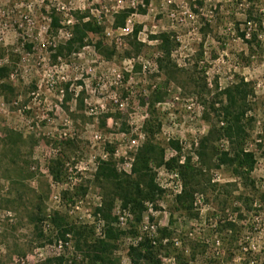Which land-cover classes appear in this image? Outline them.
I'll use <instances>...</instances> for the list:
<instances>
[{
	"label": "rangeland",
	"instance_id": "1",
	"mask_svg": "<svg viewBox=\"0 0 264 264\" xmlns=\"http://www.w3.org/2000/svg\"><path fill=\"white\" fill-rule=\"evenodd\" d=\"M260 5L261 28L247 26V32L257 33L260 46L253 45L255 56L250 58L251 51L238 37L246 28L244 0H0V66H10L9 81L18 92L12 102L0 93V138L9 130L27 138L16 157L0 142V264H43L56 258H63V264H87L71 237L66 242L56 238L48 223L42 230L50 241L39 239L31 220L33 208L40 203L47 214L58 211L102 238L105 223L95 213L102 197L93 182L97 162L106 159L109 145L117 167L129 173L133 155L144 141L142 126L156 89L165 94L154 110L161 125L156 140L166 148V162L176 156L167 147L169 141H179L183 155L190 154L191 143L208 131L202 101L189 89L168 82L158 68L157 43L150 38L164 32L178 43L165 66L187 68L200 58L209 98L227 88L243 91L247 116L253 119L246 149L255 155L252 178L258 193L250 211L236 202L234 210L222 214L236 226L237 241L231 245L230 233L215 232L221 214L214 201L204 203L197 197V219L172 215L180 183L162 167L156 173L165 195L157 211L149 206L140 232L158 237L159 230L167 228L173 246L183 249L186 258L190 256L186 242L207 246L203 256L187 264H210V259L215 264H264V203L259 199L264 193V0ZM126 9L134 12L126 29H114V15ZM79 12L89 13L105 28L104 34L89 35V46L54 61L52 54L70 38L69 26ZM52 16L59 19L58 30L51 27ZM135 26L140 28L137 42L143 47L126 57ZM99 40L115 47L113 57L97 53L94 44ZM59 157L64 167L62 178L55 180L49 165ZM212 178L220 184L237 182L236 189L226 188V195L251 196L223 169ZM64 193L78 196L70 202ZM113 214L117 227L127 230L132 217L118 202ZM131 243L128 237L121 239L112 264H132L127 257ZM160 259L161 264H178L172 253Z\"/></svg>",
	"mask_w": 264,
	"mask_h": 264
},
{
	"label": "trees",
	"instance_id": "2",
	"mask_svg": "<svg viewBox=\"0 0 264 264\" xmlns=\"http://www.w3.org/2000/svg\"><path fill=\"white\" fill-rule=\"evenodd\" d=\"M247 9L244 12L246 28L238 32V37L245 43L253 54V45L260 47L257 41V33L247 32L248 25L260 29L262 25V15L260 14V0H244ZM147 3V1H146ZM133 10L126 9L114 15V29H124L128 18L133 14ZM74 24L69 26L70 38L56 48L52 59L57 61L65 58L90 45L89 35L101 36L105 28L91 18L89 13H76ZM51 27L53 30L60 28L59 19L51 17ZM239 31V30H238ZM140 28L135 26L130 37L131 51H126V57H131L132 53H138L143 44L137 42ZM152 41L157 43V51L160 57L157 59L159 70L167 76V81L173 82L182 90L189 89L206 108L204 119L209 124L208 131L196 142L191 143V153L183 155V147L179 141H169L167 147L176 154L170 162L165 161L166 148L156 140L160 132L161 125L155 117V105L164 100L165 94L161 88L156 89L150 96L149 117L142 126L144 141L133 155L129 173L117 167L113 149L108 145L106 148V159H99L93 175L94 184L101 190V204L95 213L105 223L103 237L96 238L94 230L90 227L76 225L58 211L47 214L42 209L40 203L35 204L31 217L32 223L37 230L39 239L50 241L46 238L42 226L48 223L56 233V238L67 241L68 237L74 241L75 249L82 255L87 264H112L114 254L118 249V244L124 237L132 240L128 246L127 257L132 264H161L160 255H175L178 264H187L194 260L195 256H203L207 251V246L198 242H186L190 249V256L186 258L184 250H178L171 242L172 235L167 228L159 230L158 237L150 236L149 233L140 232V225L144 221L145 214L150 208L158 210L159 201L165 195V191L157 181L156 169L164 167L168 173L173 174L180 183V189L174 196L173 211L186 215L191 219L198 218L196 210L197 197H202L204 203L214 201L219 220L216 222L215 232H228L229 243H235L237 237L236 226L228 218H222L227 209L234 210V203H240L246 211H250L257 196L256 182L252 178L255 155L246 149L250 134L248 127L252 123V117H248V108L241 91L237 87L227 88L215 93L211 98L206 71L199 66L200 58H197L187 68L170 69L165 64L169 61L172 52L177 48L178 43L172 39L169 33H160L151 36ZM98 54L104 58L113 57L116 53L115 47L108 48L102 40L94 44ZM11 69L8 65L0 66V93L6 101L12 102L18 95L16 87L10 83ZM216 85V90H217ZM110 116H105V119ZM105 127V121L102 122ZM2 148L13 157L18 156L21 147L27 142V138L13 130H9L4 137L0 138ZM34 142L31 143L33 145ZM70 146V142H66ZM60 156H64L61 154ZM64 163L59 157L50 162L49 171L55 180L62 178ZM225 170L231 178L240 181L243 190H249L250 195L242 194L233 197L232 193L225 194L227 187H238L237 182L220 184L213 180V173ZM29 179L32 176H27ZM9 179V178H6ZM84 189L82 192H85ZM69 195V196H68ZM78 196L77 193H64V199L71 202L72 198ZM225 196V197H224ZM260 201L264 203V193L260 195ZM120 204L122 211H127L132 217V223L127 230L117 227L118 219L113 211L116 203ZM169 223L173 225V218ZM217 216V215H216ZM185 246V245H184ZM63 264V258L50 259L43 264ZM210 264H215V260L210 259Z\"/></svg>",
	"mask_w": 264,
	"mask_h": 264
},
{
	"label": "built area",
	"instance_id": "3",
	"mask_svg": "<svg viewBox=\"0 0 264 264\" xmlns=\"http://www.w3.org/2000/svg\"><path fill=\"white\" fill-rule=\"evenodd\" d=\"M124 29H126V27H125ZM126 212H127V211H126ZM127 213H128V212H127ZM128 216L130 217V214H129V213H128ZM119 219H120V221H123V220H124L123 217H120ZM21 264H24V262H21Z\"/></svg>",
	"mask_w": 264,
	"mask_h": 264
}]
</instances>
